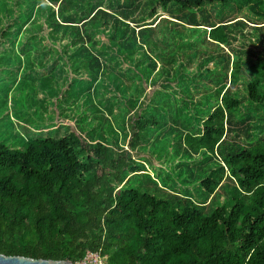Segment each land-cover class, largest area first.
<instances>
[{
    "label": "trees",
    "instance_id": "obj_1",
    "mask_svg": "<svg viewBox=\"0 0 264 264\" xmlns=\"http://www.w3.org/2000/svg\"><path fill=\"white\" fill-rule=\"evenodd\" d=\"M15 1L0 10V78H9L7 86L17 76L18 82L30 80L38 72H52L53 65L62 66L64 56L75 72L87 66L66 88L74 89L77 105L65 115L86 120L91 111V128L84 133L55 119L51 108L49 114L39 107L37 112L19 87L12 95L8 115L16 117L18 129L7 116L11 135L0 134V253L77 262L91 251L106 255L107 264H264V138L251 133H264V50L244 68L237 53L231 60L226 54L213 68L206 66L211 69L202 68L205 61L188 69H157L137 38L150 35L143 25L163 13L168 1L199 9L230 0H158L142 27L138 21L130 27L125 20L132 15H122L124 9L109 12L96 5L63 14L65 0H47L41 16ZM242 7L264 25V0H241L237 9ZM188 24L209 27L210 40L230 45L224 30L232 23ZM36 42L52 57L32 55L41 50ZM130 49L136 56L144 52L146 62L130 60ZM34 61L41 65L34 67ZM156 81L161 88L144 91ZM58 96L56 101H68L65 90ZM38 98L47 99L44 94ZM132 106L138 109L127 120L129 133L123 132L126 149L117 143L109 116L98 112L119 108L124 130V114ZM240 108L250 109V115L236 119ZM235 120L242 127L234 128ZM162 123H170L168 135L152 147L158 154L170 148L182 160L171 165L179 164L178 170L169 168L153 178L131 152ZM233 131L241 141L227 140ZM198 154L194 173L186 160ZM214 154L219 160L204 163ZM193 183L197 196L189 188Z\"/></svg>",
    "mask_w": 264,
    "mask_h": 264
},
{
    "label": "rangeland",
    "instance_id": "obj_2",
    "mask_svg": "<svg viewBox=\"0 0 264 264\" xmlns=\"http://www.w3.org/2000/svg\"><path fill=\"white\" fill-rule=\"evenodd\" d=\"M18 1H22V7L28 6L29 8H32L33 12L39 11V13L41 12V16L45 15L46 10L44 11V8H46L45 5L48 4L47 0ZM240 1L241 0H230L228 3L223 4L219 2H208L203 4L199 9L190 7L182 8L177 3L168 1L164 5V7H161L164 12L159 15L153 16L149 20L151 21L149 25H143V23L145 22L141 20L149 16L151 9L156 5L158 0H65L68 8L61 9L60 12H63V14H75L88 11L96 5H101L103 9L108 8L110 10L109 12H119V10L124 9V11L121 12L122 15H125V13H128L127 16L132 15V18L129 17L125 20V22L128 23L130 27H137L134 26L136 25V22L134 21H138L137 24H141V27L143 25L145 31L150 33V35H140L137 38H142H140V41L142 42V45L144 46L146 52L157 63V69H161L160 67L169 68L170 66H173L174 69H188V67L193 68L195 65L202 64L203 61L209 63L207 65H205V63L202 68L211 69L207 68L206 66L212 67V65H215V63H217L218 61L223 62L227 55L231 60L232 56L237 53H239V55L241 56V65L242 68H244L253 61V55L264 50V25L260 26V22L262 20L256 18V16L251 13L246 7L237 9ZM9 3L15 4L18 2H16L15 0H0V10L2 9L3 5ZM136 5L137 8L135 9ZM53 7L55 11L56 5H54ZM24 14L25 13H23V15ZM192 16L195 20L194 22H198L203 25L212 23L216 24L220 21L226 22L227 25L229 23H232L224 30L228 36L230 45L220 47L219 44H217L216 42L214 43L212 40H210L207 34V32L209 31V27L204 29L205 31L201 28H193L192 25L188 24L194 23L190 19V17ZM173 21H179V24H175ZM236 21L238 22L234 25V27L233 24L236 23ZM43 22L44 21H42L41 23ZM203 25L198 27L205 28V26ZM255 26H258V28ZM32 35H34L35 37H40L41 33H35ZM259 35L261 41H259ZM18 38L21 39V41H24L21 35H19ZM256 38H258L259 40H257ZM36 43V46L40 48L43 47V45H41L40 43ZM41 50H33L32 55H38L43 60L52 57L50 53L47 52L49 49L43 50L41 48ZM129 51L132 53V55L128 57L130 60L134 61L137 58L141 59V62L139 63L143 64L144 61L146 62L147 55L144 52H139L136 56V53H134V49H130ZM58 62L59 61H57V63ZM63 62L64 64L59 67L53 65L51 67L52 72H38L37 75H33L30 80L26 79L27 81L18 82L20 77L17 76L15 82L10 86L6 85V83L11 82L9 81V78H0V114L2 113L0 118V134H2L3 132V134L5 133L6 135H11V130H6L8 126L4 122V118H6L7 116H9V118L11 119V123L13 122L15 124V130L18 129V124L16 123L18 120L16 119V117L13 115H8V113H12V108L10 106L11 97L17 91L18 87L23 91L22 95H28L29 99H31V101L29 102L31 108L36 109L37 112L39 111V107L44 111L42 113L43 115L45 114V112L49 114V109L51 108L54 110L55 119H62L61 121L65 123L77 125V127L84 133L90 130L91 126L90 122H88V119L91 116V111H89L87 107L83 108L86 112L89 111L85 114L86 120L80 119L77 116H72V114L65 115L69 111L74 110L73 107L77 105V103L75 102L74 89L69 88L67 90L66 88L68 84H70V81L73 80V76L79 75L77 73L78 71H86L87 69L84 67L87 66L82 64L81 68L77 70V72H75L72 69V64L69 63V59L67 56H64ZM33 63L34 67L36 68L41 65V63L37 61H34ZM46 65L47 64L45 63V65H42L41 68H44ZM111 66L112 65H109V67ZM69 73L71 77L69 76ZM180 74L186 76L184 71H180ZM245 77L247 78V76ZM159 88H161L159 81H156L154 86H145L144 91L152 92L154 89ZM64 90V100L67 99L68 101H56L57 98L60 99V97L58 96V92L60 91L63 93ZM239 90L242 100L245 101L246 98L243 93L244 88L240 87ZM40 94H44L47 97L46 101L42 102V100H39L38 96ZM176 95L178 96L177 93ZM142 99L143 96L138 95V100L141 101ZM45 102L46 104H44ZM96 106L99 107V105ZM75 109L79 111V108ZM136 109H138L137 106H134L124 114V121L126 123V128L124 130L121 129V124H119L120 120L123 117V114L122 112H120L119 108L114 107L112 111H110L109 109H102L98 112L100 115L104 114L105 116L107 115V117L109 116L111 128H114V130H116L117 143L123 145L126 149L128 148V146L125 145L127 138L123 137V132L127 131V133H129L130 126L127 120L129 119L130 114ZM248 111H250V109H238V111L235 113L236 119H244L246 115H250V112ZM3 113L4 115L6 114L5 117L3 116ZM259 114H261V111ZM73 115H76V111L73 113ZM30 116L34 117V111L30 113ZM251 118L253 121L256 120V118H254V115ZM238 121L239 120H235V123L233 124L234 128L242 127V124ZM169 126L170 123H162L161 125H159L157 128H155V130L152 132L151 137L147 141L140 143L131 152L135 158H137L145 165L146 170L153 175V178H156V173L162 174V171L166 169L169 170L170 168L173 170H178L180 167L179 164L176 165V168H173V166L171 165H175L177 161L181 162L182 158L176 156L181 155V153H176V155H173V153L169 151V148L166 153L164 151H161L160 154H158V151L154 147H152V143H154L156 140L162 141L164 137L168 135L167 129ZM233 133H235V131L228 132V134L226 135L227 140H242L241 138H234ZM251 133L253 135V138L258 135H261L264 138V133H260L259 131H252ZM253 138H251V141ZM114 139L115 138H112V141ZM255 140H253L252 142H254ZM200 159L201 155L198 154L191 159L186 160V162L192 167L194 173H196L198 169L197 162ZM215 160H219V157L217 155L212 157L209 156L208 158H206L204 163L211 164ZM195 185L196 183L189 184V188L192 191L193 196H197L198 193V191H196L197 187ZM165 187L168 189H173L170 185H166ZM210 197L211 196L206 198V203ZM197 199H199V196L197 197ZM105 261L107 262V258Z\"/></svg>",
    "mask_w": 264,
    "mask_h": 264
},
{
    "label": "water",
    "instance_id": "obj_3",
    "mask_svg": "<svg viewBox=\"0 0 264 264\" xmlns=\"http://www.w3.org/2000/svg\"><path fill=\"white\" fill-rule=\"evenodd\" d=\"M0 264H76L66 259L31 258L22 255H6L0 253Z\"/></svg>",
    "mask_w": 264,
    "mask_h": 264
},
{
    "label": "built area",
    "instance_id": "obj_4",
    "mask_svg": "<svg viewBox=\"0 0 264 264\" xmlns=\"http://www.w3.org/2000/svg\"><path fill=\"white\" fill-rule=\"evenodd\" d=\"M106 256L97 252L86 251L84 256L76 262V264H107L103 259Z\"/></svg>",
    "mask_w": 264,
    "mask_h": 264
},
{
    "label": "clouds",
    "instance_id": "obj_5",
    "mask_svg": "<svg viewBox=\"0 0 264 264\" xmlns=\"http://www.w3.org/2000/svg\"><path fill=\"white\" fill-rule=\"evenodd\" d=\"M74 263H76V262H74Z\"/></svg>",
    "mask_w": 264,
    "mask_h": 264
}]
</instances>
